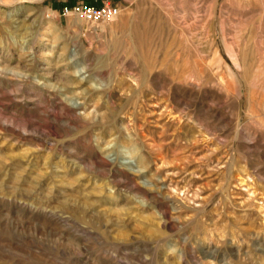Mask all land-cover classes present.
Wrapping results in <instances>:
<instances>
[{
	"label": "rangeland",
	"instance_id": "1",
	"mask_svg": "<svg viewBox=\"0 0 264 264\" xmlns=\"http://www.w3.org/2000/svg\"><path fill=\"white\" fill-rule=\"evenodd\" d=\"M0 0V264H264V0Z\"/></svg>",
	"mask_w": 264,
	"mask_h": 264
},
{
	"label": "built area",
	"instance_id": "2",
	"mask_svg": "<svg viewBox=\"0 0 264 264\" xmlns=\"http://www.w3.org/2000/svg\"><path fill=\"white\" fill-rule=\"evenodd\" d=\"M60 14L63 16L78 15L87 22L98 23L115 18L119 14V8L108 0L103 1L99 6L78 2L62 7Z\"/></svg>",
	"mask_w": 264,
	"mask_h": 264
},
{
	"label": "trees",
	"instance_id": "3",
	"mask_svg": "<svg viewBox=\"0 0 264 264\" xmlns=\"http://www.w3.org/2000/svg\"><path fill=\"white\" fill-rule=\"evenodd\" d=\"M86 4L91 5V4H89V3H86Z\"/></svg>",
	"mask_w": 264,
	"mask_h": 264
}]
</instances>
